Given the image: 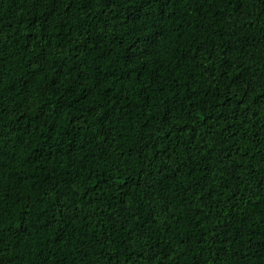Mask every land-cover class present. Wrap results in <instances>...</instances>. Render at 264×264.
<instances>
[{
	"label": "trees",
	"instance_id": "obj_1",
	"mask_svg": "<svg viewBox=\"0 0 264 264\" xmlns=\"http://www.w3.org/2000/svg\"><path fill=\"white\" fill-rule=\"evenodd\" d=\"M0 264H264V0H0Z\"/></svg>",
	"mask_w": 264,
	"mask_h": 264
}]
</instances>
